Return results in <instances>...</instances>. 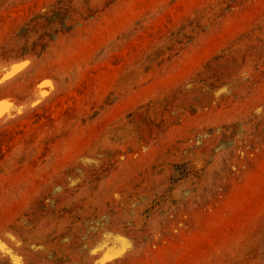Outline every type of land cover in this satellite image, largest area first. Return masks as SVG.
Instances as JSON below:
<instances>
[{
	"label": "rangeland",
	"instance_id": "374dc122",
	"mask_svg": "<svg viewBox=\"0 0 264 264\" xmlns=\"http://www.w3.org/2000/svg\"><path fill=\"white\" fill-rule=\"evenodd\" d=\"M0 103V264H264V0H0Z\"/></svg>",
	"mask_w": 264,
	"mask_h": 264
},
{
	"label": "bare ground",
	"instance_id": "6f19581e",
	"mask_svg": "<svg viewBox=\"0 0 264 264\" xmlns=\"http://www.w3.org/2000/svg\"><path fill=\"white\" fill-rule=\"evenodd\" d=\"M37 94L40 97V95H42L43 92L40 90L39 92H37ZM12 113L13 111H11L10 108H8L5 104L0 103V120H4L7 116L11 115Z\"/></svg>",
	"mask_w": 264,
	"mask_h": 264
}]
</instances>
